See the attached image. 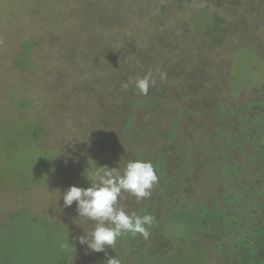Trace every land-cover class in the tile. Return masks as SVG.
<instances>
[{"label":"rangeland","instance_id":"rangeland-1","mask_svg":"<svg viewBox=\"0 0 264 264\" xmlns=\"http://www.w3.org/2000/svg\"><path fill=\"white\" fill-rule=\"evenodd\" d=\"M149 74L155 84L142 95L133 81ZM263 94L264 0H0V264H106L133 236L107 256L86 252L74 238L94 222L77 217L75 202L62 207L59 192L90 186L86 174L98 166L122 172L128 161H151L159 177L151 196L123 193L119 206L155 217L160 166L178 170L159 144L202 129L214 141L231 122L229 107ZM189 103L194 116L183 113ZM241 161L242 183L258 177ZM208 167L200 190L177 198L213 211L217 194L227 200L217 167ZM156 230L171 246L162 264L219 260L204 231L172 222Z\"/></svg>","mask_w":264,"mask_h":264},{"label":"trees","instance_id":"trees-1","mask_svg":"<svg viewBox=\"0 0 264 264\" xmlns=\"http://www.w3.org/2000/svg\"><path fill=\"white\" fill-rule=\"evenodd\" d=\"M196 106L197 103H189L183 113L194 116ZM250 107L247 113L246 109ZM226 115L230 116L231 122L227 128L220 124L216 132L222 136L214 141L203 140L202 129L198 136L191 134L188 137L186 134V141H182L184 144L171 141L159 144V148H165L166 153L173 155L178 170L174 172L170 167L160 166L161 178L154 190L161 194L162 206L159 210L154 209L155 223L150 228L147 240L137 234L127 241V249H118L112 254L113 257L118 256L122 264H125L124 257L127 264H162L161 258L171 246L167 238L159 235L156 226L160 223L163 227L171 222L208 233L221 254L219 260L211 264H264V94L250 106L229 107ZM181 116L170 118L171 134L180 125ZM213 116L216 117V113ZM193 124L197 127L201 125ZM248 145L255 147V151H246ZM242 157L258 173V177L253 175L245 183L241 182L240 177L245 168ZM150 158L153 159V156ZM207 166L217 167L223 188L221 196L227 200L219 204L217 194L212 201L216 204L211 206L214 207L213 211L204 202L189 203L184 198H177L182 189L189 198L200 190L198 174ZM225 206L233 215L224 211ZM222 239H229V242L222 243Z\"/></svg>","mask_w":264,"mask_h":264},{"label":"clouds","instance_id":"clouds-1","mask_svg":"<svg viewBox=\"0 0 264 264\" xmlns=\"http://www.w3.org/2000/svg\"><path fill=\"white\" fill-rule=\"evenodd\" d=\"M165 75L161 73L160 78L163 79ZM133 83L140 94L147 95L155 80L149 74L136 78ZM123 86L127 88L128 84ZM86 177L90 186L72 185L59 192L58 196V199L62 196V207H71L75 202L77 217L94 222V227L90 231L83 230L82 235L74 238L75 241L85 246L86 252L105 253L107 256V249H114L117 240L125 235L139 234L147 240L155 217L150 213H128L119 206V200L123 193L135 197L137 202L151 196V190L159 180L152 162L131 160L122 172L117 167L98 166L90 169ZM106 264H121V260L116 256L108 257Z\"/></svg>","mask_w":264,"mask_h":264}]
</instances>
